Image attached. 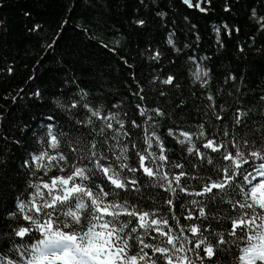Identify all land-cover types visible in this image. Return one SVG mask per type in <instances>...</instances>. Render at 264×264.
I'll use <instances>...</instances> for the list:
<instances>
[{
    "label": "trees",
    "instance_id": "1",
    "mask_svg": "<svg viewBox=\"0 0 264 264\" xmlns=\"http://www.w3.org/2000/svg\"><path fill=\"white\" fill-rule=\"evenodd\" d=\"M202 7L205 12L183 0H0V244L15 224L8 213L15 210L16 197L35 179L24 161L45 150L47 126L60 139L59 151L70 154L73 142L83 150L87 130L73 125L85 114L67 107L81 89L88 93L86 102L127 121L142 120L137 104L164 111L156 130L170 159L185 163L188 171L191 158L167 136L169 127L196 130L203 122L210 136L227 140L221 125L236 132L233 113L240 108L248 111L244 135L264 131V29L252 17L253 9L257 18L264 16V0H211ZM169 34L175 47L167 44ZM157 50L159 59H151ZM190 57L210 70L207 89L193 83ZM169 75L179 87L161 83ZM140 89L143 101L134 95ZM208 92L223 121L206 108ZM131 131L143 147V133ZM141 191L146 198L158 193L143 185ZM217 264H231V256L221 253Z\"/></svg>",
    "mask_w": 264,
    "mask_h": 264
},
{
    "label": "snow or ice",
    "instance_id": "2",
    "mask_svg": "<svg viewBox=\"0 0 264 264\" xmlns=\"http://www.w3.org/2000/svg\"><path fill=\"white\" fill-rule=\"evenodd\" d=\"M205 2L211 0H197L195 5L183 0L201 12L206 11ZM252 17L264 29V16L257 18L253 9ZM216 32L219 36L220 29ZM167 44L175 47L172 34ZM160 55L157 50L150 58L158 60ZM189 59L193 83L207 89L210 70L195 57ZM161 83L179 87L172 75ZM141 92L134 95L143 101ZM77 95L67 107L84 112L85 118L73 126L87 130L81 137L87 142L83 150L73 142L76 146L65 154L59 151L52 125L47 126L45 150L24 161L35 179L27 181L15 210L8 213L15 224L0 244V264H217L221 253L231 256V264H264V131L244 135L248 111L237 108L233 113L236 132L221 125L220 135L227 140L210 136L203 122L196 130L169 127L167 136L191 158L188 171L185 163L170 159L156 130L157 118L166 115L160 108L137 104L142 120L127 121L86 102L83 89ZM206 99V108L223 121L211 92ZM131 129L143 133V147L132 140L138 133ZM205 169L208 176L200 174ZM142 185L159 194L146 198Z\"/></svg>",
    "mask_w": 264,
    "mask_h": 264
}]
</instances>
